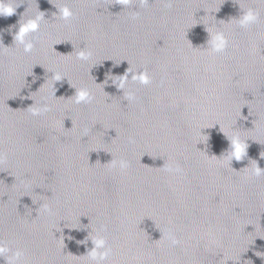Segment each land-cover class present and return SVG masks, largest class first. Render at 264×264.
<instances>
[{"label": "water", "instance_id": "95a60500", "mask_svg": "<svg viewBox=\"0 0 264 264\" xmlns=\"http://www.w3.org/2000/svg\"><path fill=\"white\" fill-rule=\"evenodd\" d=\"M4 2L0 264H264V0Z\"/></svg>", "mask_w": 264, "mask_h": 264}, {"label": "clouds", "instance_id": "9594fccd", "mask_svg": "<svg viewBox=\"0 0 264 264\" xmlns=\"http://www.w3.org/2000/svg\"><path fill=\"white\" fill-rule=\"evenodd\" d=\"M16 9L11 7L10 5L6 4L4 0H0V16L2 17H9L15 14ZM62 18L67 19L69 18L72 13L70 9L64 8L61 10ZM43 17H36L33 18L29 21L26 22V24L21 25L20 29L18 32L15 34V40L19 41V43L24 45L25 51H30L31 48L33 47L31 42H28L25 40V37L30 33V32H35L39 30V21ZM257 19V14L253 12L252 10H249L246 14H244L243 20L241 21V26H245L246 24L252 23ZM222 35V34H221ZM226 45V40L224 39L222 35V39H220L218 45H217V51H220L224 48ZM83 58V56H81ZM57 79H59L57 77ZM86 98V94H83V97L80 99L83 100ZM43 111H48V108L45 107ZM34 114H39L38 112H34ZM246 150L247 147L241 146L239 141L234 142L233 144V156L232 159L235 160H240L246 155ZM122 166H124L122 164ZM260 172H264L261 168L257 166V174ZM0 251H6V249L0 248ZM21 256V253L18 252L16 256H14V260H18L19 257ZM12 264V262H10Z\"/></svg>", "mask_w": 264, "mask_h": 264}]
</instances>
